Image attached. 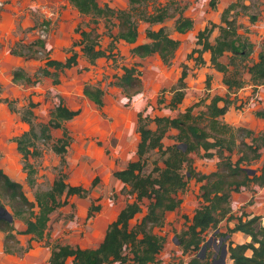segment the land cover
<instances>
[{"label": "rangeland", "instance_id": "1", "mask_svg": "<svg viewBox=\"0 0 264 264\" xmlns=\"http://www.w3.org/2000/svg\"><path fill=\"white\" fill-rule=\"evenodd\" d=\"M97 2L100 6L108 5L114 9L128 8V0H97ZM180 2L186 6L183 14L193 20L192 28L184 33L174 30L175 17L156 24L137 20L139 33L137 43L146 41L147 29L159 27H164L172 38L179 41L172 58L165 63L157 54L142 58L134 56L130 51L133 44L122 40L114 42L109 52L108 47H111L112 38L118 31L114 17L100 19L94 24L90 16L79 13L69 0H0V168L10 178L22 184L29 201H34L36 190L49 188L61 172L66 174V180L70 184L89 189L87 197L70 196L65 205L51 213L44 238L41 240H33L30 235L20 233L25 228L23 221L15 216L13 206L0 195V206L12 215L13 232L18 239V243L12 246L13 252L6 253L3 250L5 234L0 230V264H48L50 246L57 242L81 248L98 246L107 225L116 218L127 202L133 200L129 186L115 179L113 172L124 168L129 161L137 158L138 115L141 113L150 118L175 117L187 107L197 104L192 110L196 115L206 109V105L214 95L228 96V91L222 88L223 85L226 86L223 83L224 75L210 66L209 53L202 54L205 63L196 61L198 53L192 50L200 48L196 43L197 34L210 22L221 23L223 11L232 3H236L230 16L236 17L241 25L239 31L241 33L247 31L246 34L252 40L251 24L264 22V0H180ZM151 7L150 3L148 9L150 10ZM252 15L257 17L255 22L250 20ZM92 27H96L99 33L100 47L107 49V53L111 54L108 57L98 58L90 64L82 55L80 46L75 43L79 39L80 30H89ZM217 34L215 28L210 41H213ZM37 38L44 39L51 58L64 60L72 51L78 53L77 64L60 73L58 83H54L53 78L50 77H42L35 83H26L24 79H13V71L16 69H23L26 75L32 76L44 64V50L39 48H35L36 53L33 47L32 51H28L27 48L23 50L25 53L33 52L28 58L10 53L12 47L21 51L22 45ZM257 44H260L261 50L264 40ZM257 52L254 51L252 61L257 60ZM228 56L229 54H226L222 57L225 63L229 62ZM132 65L140 70L141 91L129 96L115 83L122 73V67ZM182 71L187 73L184 79V97L176 108L171 109L170 89L177 84ZM249 75L247 72L244 74L248 82ZM86 83L103 89L101 107H97L83 95L82 91ZM236 92L230 93L228 97L233 99ZM253 93L252 98H256L254 91ZM60 98L68 107L79 110L78 115L66 123L70 144L63 159L50 148L52 141L62 135L61 130H54L52 139L40 144L41 155L29 159L37 169L36 185L30 187L25 178L24 160L17 150L14 138L29 128L22 115L30 103L34 104L32 111L35 121L33 118V122L38 124L48 120L50 111ZM245 99V96L241 99L236 98L235 104L229 110L232 114H228L229 112L226 114L236 115L230 120L236 122L240 120V115L241 117L256 115L258 110L264 109L258 107L262 102L261 100L259 102V98H256L252 105H247L251 96L246 102ZM224 121L227 122V119L224 118ZM228 123L238 127L231 122ZM148 126L155 127L153 122H149ZM254 131L258 133L264 130ZM177 132L174 128L166 132L162 139L163 148L174 143L173 137ZM247 141H250L249 137ZM203 154V149L191 153L190 164L197 173L209 174L216 170L219 159L216 155L205 157ZM146 158V171L152 168V161L163 166L162 158L157 151L150 152ZM263 165L264 148L261 150V157L252 163L251 168L261 170ZM185 171L186 167L183 169V172ZM95 177L98 181L95 186H91ZM200 184L201 182L196 181L195 177H190L185 190L180 194L182 198L180 207L176 211L166 213L164 225L155 229L166 235L165 243L158 255V264L188 263L191 255L182 253L176 235L188 222L184 215L190 217L200 203L198 197ZM92 202L100 205V209L93 216L88 217V209ZM146 204L147 200L142 202L141 212L130 220V225L137 223L145 214ZM0 216H4L1 210ZM213 234H216L213 230L207 232L202 246L206 243L208 248L204 252L200 248L196 253L202 259L212 260V264H222L216 261L219 252L214 258L216 250L207 244V240ZM216 238H219V235ZM226 244L229 246L228 240ZM229 259L228 254L227 261Z\"/></svg>", "mask_w": 264, "mask_h": 264}, {"label": "trees", "instance_id": "2", "mask_svg": "<svg viewBox=\"0 0 264 264\" xmlns=\"http://www.w3.org/2000/svg\"><path fill=\"white\" fill-rule=\"evenodd\" d=\"M128 0V8L114 9L108 5L100 6L97 0H69L76 10L85 16H90L94 24L100 19L114 17L116 19L117 33L112 38L111 47L117 40L133 44L131 53L139 58L157 54L163 62H168L179 45V41L172 38L164 27L147 29L146 41L137 43L138 21L149 24L162 23L175 17L174 30L184 33L193 26V20L183 14L186 9L180 0ZM152 4L151 9L148 5ZM236 3L229 5L222 13L221 23L210 22L197 34V44L200 48L196 61L203 64L204 52L209 53V63L215 71L223 73V83L228 87V96L244 88L247 83L254 86V92L264 85V44L258 54V59L252 61L255 44L250 37L239 30L241 25L235 16L230 13ZM244 8H247L244 6ZM251 22L257 17L252 15ZM217 28L218 34L213 41L210 36ZM99 33L96 27L89 30H80L79 39L75 43L80 46L82 55L90 64L98 58L108 57L107 49H102L99 43ZM24 47V48H23ZM36 53L35 48L44 50V64L32 76L26 75L23 69L13 71V79H24L26 83L38 82L42 77L53 78L54 83L59 82V74L77 64L78 53L72 51L64 60L49 56L45 41L37 38L21 46L22 50L10 49V53L31 57ZM40 52V51H39ZM229 54V62L225 63L222 57ZM191 56L188 55V58ZM250 74V81L244 78L245 73ZM182 71L177 84L171 87L172 98L169 102L171 109L176 108L184 97L185 77ZM32 78L34 80L32 81ZM209 78V77H208ZM117 86L122 88L129 96L141 91L140 70L132 66H123L118 77ZM83 95L97 107L103 104V89L86 83ZM228 96L214 95L206 105L205 110L193 114V104L175 117L169 116H143L138 115L137 132L139 142L136 149V160L129 161L124 168L115 170L113 177L124 185L129 186V193L133 200L127 202L118 212L116 218L106 227L102 241L96 247L81 248L69 244L53 243L50 246L48 264H158V255L163 248L166 235L155 231L164 225L167 212L178 209L182 203L181 193L187 186V180L195 177L201 182L199 186V205L195 208L192 217L185 228L176 235L178 246L183 254H190L187 264H212V260L198 257L197 250L202 247L209 230H217L219 223L227 219L228 222L236 220L233 227L228 226L226 232L218 231L214 234L224 237L226 243L229 237L238 231L251 237V241L235 244L228 243V252L234 264H264V225L261 216H254L244 220V214L236 216L231 205L233 193L246 189L255 191L254 187H264V165L259 169H252L254 161L261 157L264 148V131L256 133L244 126H233L224 121L223 117L236 102ZM34 104L30 103L24 111L22 119L29 125L21 135L14 138L17 150L24 160L26 182L30 187L36 185L37 169L30 163L32 157H39L42 149L40 144L52 139L54 130H61L62 135L53 140L50 148L62 159L70 144V135L66 123L76 117L79 110L68 107L62 100L50 111L48 120L36 124L33 116ZM256 115L264 117V109L258 110ZM33 116V117H32ZM153 122L155 127H149ZM174 128L178 132L173 137L174 143L163 148L162 139L166 132ZM250 141H247V138ZM180 145H184L182 149ZM204 150L203 156H217L216 170L209 174L197 173L191 167L190 154ZM152 151H157L162 158V165L152 161V168L146 171L147 158ZM236 156V159H234ZM184 167L186 171L183 172ZM253 170L250 173L249 170ZM260 171V172H259ZM98 178L95 177L92 185L95 186ZM89 189L81 185H72L66 180L65 173L53 180L51 186L44 190H36L34 201H29L22 184L10 178L0 168V195L8 200L14 208V214L21 219L25 228L20 233L28 234L33 240L44 238L50 215L58 207L65 205L70 196L87 197ZM147 200L145 214L134 225L130 220L141 212L142 202ZM100 209V205L92 202L88 209V217ZM0 230L4 232L3 250L12 253L13 244L18 243L12 221L0 216ZM206 244V243H205ZM29 248V246H28ZM206 248L207 245H206ZM214 257V256H213ZM232 264V261L230 260Z\"/></svg>", "mask_w": 264, "mask_h": 264}, {"label": "crops", "instance_id": "3", "mask_svg": "<svg viewBox=\"0 0 264 264\" xmlns=\"http://www.w3.org/2000/svg\"><path fill=\"white\" fill-rule=\"evenodd\" d=\"M251 29L253 31L252 41L254 42V44L256 46V50L258 51L257 52V59H258V54L261 51L259 49V47H261V46H260V44H257V42L264 40V22L262 21V22L257 23V24L255 23V25L251 24ZM222 88L224 91H226V92L228 91L227 86L223 85ZM252 88L254 89V86L252 84H250V83L247 84L244 88H241L236 93H234L233 99H235L237 97H239L241 99L245 96L246 97L245 102H246L247 99L249 98V96H251V100L247 105H252L255 102L256 98H259L258 99L259 102H260V100L262 102H260L258 107L264 108V85L259 86L258 89L256 90V92H255L256 98H252V96L254 94L253 93L254 90ZM240 102H243V101L240 100ZM257 103H258V101H257ZM230 113H231V111L228 114H230ZM232 116H236V115H225L223 117V119L225 118V119H227V123L231 122L237 126H245L249 129H253L256 131L264 130V117H259L257 115H242L243 117H241V115H240V118H239L240 120L235 122V121L230 120V119H232ZM254 189H255V191H252L251 189L250 190L246 189V190H243L241 192L233 193L232 198H231L232 209H233V212L235 213L236 216H240V215L244 214L245 215L244 220L251 218V217H254V216H261V220H262V223L264 225V187L256 186V187H254ZM176 210H174V211H176ZM170 212H173V211H170ZM192 215H193V213H192ZM192 215L189 218H191ZM236 222H237L236 220H232V221L228 222L227 219H225L221 223H219V225H218L219 228L217 230H215L214 232H218V231L226 232L228 230V226L233 227ZM230 241H233L235 244H242V243H246V242L251 241V237L249 235L245 234L244 232L238 231V232L233 233L229 237V242ZM228 254H229V252H228ZM230 260L232 261V264H234L233 260L231 258L228 261L226 258V264H229Z\"/></svg>", "mask_w": 264, "mask_h": 264}, {"label": "water", "instance_id": "4", "mask_svg": "<svg viewBox=\"0 0 264 264\" xmlns=\"http://www.w3.org/2000/svg\"><path fill=\"white\" fill-rule=\"evenodd\" d=\"M180 147L182 149H185V146L184 145H180ZM250 173H253V170H249ZM0 210L1 212H3L4 214V218L7 219L8 221H12V215L10 213H8V211L0 206ZM225 240L224 237H221V238H216V236L213 234L212 237H210L208 240H207V244L209 246H212L215 250H216V253L214 254V257L217 255V253L219 252V256L218 258L216 259V261L218 262H221L222 264H226V258H227V255H228V246L226 243H223ZM218 243L217 245L215 243ZM206 249V244H204L202 247H201V250L204 252V250ZM200 258H202L201 256H198Z\"/></svg>", "mask_w": 264, "mask_h": 264}]
</instances>
